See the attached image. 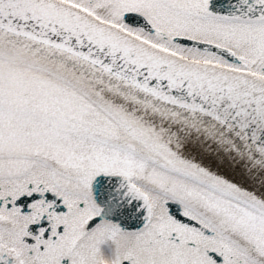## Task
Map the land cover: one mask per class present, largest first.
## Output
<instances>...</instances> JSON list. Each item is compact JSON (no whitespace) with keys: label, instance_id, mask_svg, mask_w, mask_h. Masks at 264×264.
<instances>
[{"label":"snow or ice","instance_id":"obj_1","mask_svg":"<svg viewBox=\"0 0 264 264\" xmlns=\"http://www.w3.org/2000/svg\"><path fill=\"white\" fill-rule=\"evenodd\" d=\"M0 264H264V0H0Z\"/></svg>","mask_w":264,"mask_h":264},{"label":"bare ground","instance_id":"obj_2","mask_svg":"<svg viewBox=\"0 0 264 264\" xmlns=\"http://www.w3.org/2000/svg\"><path fill=\"white\" fill-rule=\"evenodd\" d=\"M238 178V177H237Z\"/></svg>","mask_w":264,"mask_h":264}]
</instances>
